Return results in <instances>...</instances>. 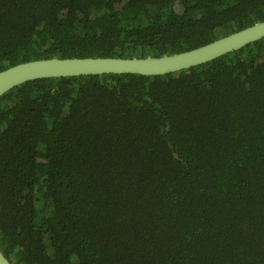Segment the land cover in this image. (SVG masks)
<instances>
[{
    "label": "trees",
    "instance_id": "obj_1",
    "mask_svg": "<svg viewBox=\"0 0 264 264\" xmlns=\"http://www.w3.org/2000/svg\"><path fill=\"white\" fill-rule=\"evenodd\" d=\"M264 20V0H0V70L160 56ZM12 264H264V37L156 76L40 78L0 96Z\"/></svg>",
    "mask_w": 264,
    "mask_h": 264
},
{
    "label": "water",
    "instance_id": "obj_2",
    "mask_svg": "<svg viewBox=\"0 0 264 264\" xmlns=\"http://www.w3.org/2000/svg\"><path fill=\"white\" fill-rule=\"evenodd\" d=\"M264 37V20L200 46L160 56L52 57L23 61L0 70V96L24 82L53 77L102 74L163 75L213 60ZM0 264H12L0 249Z\"/></svg>",
    "mask_w": 264,
    "mask_h": 264
}]
</instances>
